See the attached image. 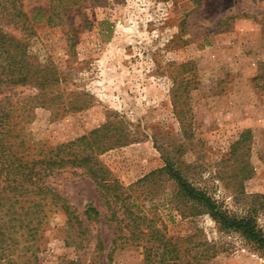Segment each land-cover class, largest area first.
Wrapping results in <instances>:
<instances>
[{
  "label": "rangeland",
  "instance_id": "1",
  "mask_svg": "<svg viewBox=\"0 0 264 264\" xmlns=\"http://www.w3.org/2000/svg\"><path fill=\"white\" fill-rule=\"evenodd\" d=\"M78 1L66 10V24L34 21L32 35L7 24L0 2V26L28 45L34 62L58 67L64 102L83 94L89 100L88 108L57 118L50 109L35 108L22 125L27 138L37 147H56L119 114L138 141L100 159L125 186L162 168L159 147L166 148L196 185L231 212L242 216L257 208L264 233V209L256 200L264 195V0ZM23 3L27 12L46 6V0ZM32 93L4 85L0 99L8 96L15 103ZM247 130L252 133L248 155L244 158L246 150L240 149L237 156L245 163L239 164L229 158ZM246 162L255 173L238 190L235 176ZM50 184L80 213L88 204L106 213L91 179L65 172ZM161 217L171 237L216 244L219 254L204 264H264V254L253 244L221 231L208 215L183 218L166 208ZM64 223L61 212H52L40 241V264H73L78 258L74 264H143L141 249L134 246L106 259L111 233L103 220L93 225V233L103 237L105 248L91 257L66 247L59 232ZM95 246L96 241L89 252Z\"/></svg>",
  "mask_w": 264,
  "mask_h": 264
},
{
  "label": "trees",
  "instance_id": "2",
  "mask_svg": "<svg viewBox=\"0 0 264 264\" xmlns=\"http://www.w3.org/2000/svg\"><path fill=\"white\" fill-rule=\"evenodd\" d=\"M0 2L7 24L31 35L34 21H43L50 27L62 26L66 24V10L80 4L78 0H46L45 7L27 12L23 0ZM63 81L58 67L34 62L28 45L0 26V90L4 85L33 90L15 103L8 96L0 99V264L5 258V264H18V259H25V264H40V241L52 212L65 216L59 232L66 247L86 251L88 257L105 248L103 237L93 233V225L103 220L111 233L108 261L116 251L129 246L141 249L143 264H204L219 254L215 243L194 242V236H169L161 217L166 208L183 218L208 215L221 231L239 234L264 254V233L255 218L258 209L247 210L242 216L231 212L224 201L196 185L180 159L166 148L159 147L165 162L162 168L125 186L100 159L109 150L138 141L119 114H115V120L109 119L73 141L56 147H37L38 143L29 140L22 127L35 108L50 109L57 118L89 107L84 94L65 103ZM251 135L250 130L241 135L229 159L240 164L237 153L244 149V158L248 155L245 145ZM244 158L241 163H245ZM65 172L91 179L106 213L94 204H88L80 213L57 192L50 179ZM254 173L246 162L235 176L240 183L238 190ZM256 198L260 209H264V195ZM94 241L96 246L91 253ZM18 251L13 259L11 255ZM7 252L10 254L6 257Z\"/></svg>",
  "mask_w": 264,
  "mask_h": 264
}]
</instances>
